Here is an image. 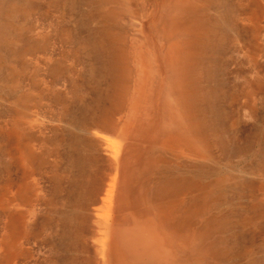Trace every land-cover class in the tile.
I'll return each mask as SVG.
<instances>
[{
  "label": "rangeland",
  "instance_id": "374dc122",
  "mask_svg": "<svg viewBox=\"0 0 264 264\" xmlns=\"http://www.w3.org/2000/svg\"><path fill=\"white\" fill-rule=\"evenodd\" d=\"M143 1L146 5L157 1L158 7L160 0ZM213 1L226 15L230 30L226 32L225 59L218 67L220 76L213 81L215 87L223 88L226 83L234 85L236 74L244 75L235 43L252 55L258 48L264 49V0ZM139 3L130 0L131 8ZM122 8L116 2L97 0H0V264L88 262L101 231L91 226V207L98 214L104 208L99 200L88 204L85 200L91 202L96 195L106 198L98 193L102 187L109 188L113 177L105 153L118 152L114 193L118 218L120 208L138 209L153 217L143 198L150 194V184L160 170L158 159L169 158L176 148L172 146L185 147L177 142L169 143L168 149L162 147L168 101L166 72L159 60L157 73L151 74L154 88L148 90L132 120H126L128 109L121 103L111 107L117 97L115 73L105 70V53L90 48L93 44L99 51L103 44L108 46L101 41L104 37L95 16ZM216 9L208 12L210 28ZM119 22L140 46L141 39L132 29L134 21L121 14ZM143 33L160 59L156 36L147 30ZM97 62L102 63L99 74ZM110 110L119 125L130 122L128 137L121 141L113 133H103L108 137L106 149H89L86 145L95 135L89 129L102 124ZM250 128L246 125L239 130V138L245 139ZM178 159L187 160L182 154ZM67 219L76 224L70 235L64 232ZM79 221L87 225L83 235ZM263 237L264 228L251 233L249 241L257 243ZM113 249V264H138L129 262V254L121 246ZM244 262L240 259L233 264Z\"/></svg>",
  "mask_w": 264,
  "mask_h": 264
},
{
  "label": "bare ground",
  "instance_id": "6f19581e",
  "mask_svg": "<svg viewBox=\"0 0 264 264\" xmlns=\"http://www.w3.org/2000/svg\"><path fill=\"white\" fill-rule=\"evenodd\" d=\"M97 2L123 6L95 16L104 37L101 41L108 46L103 44L99 51L93 44L90 48L91 52H104L105 70L115 73L117 97L112 109L121 103L128 109L126 120L139 111L148 90L154 88L151 74L157 73L159 60L166 72L168 101L162 147L168 149L169 143L177 142L185 148L171 145L176 147L171 156L158 159L160 170L150 184V194L143 198L144 206L153 211L152 218L132 208H120L118 218L114 210L118 152L105 153L113 177L109 188L102 187L98 193L106 198L96 195L91 202L85 200L87 204L103 202V214L95 213V207L90 211L91 226L101 229L100 236L88 262L78 264H113L114 246H121L129 254V262L138 264H212L211 260L233 264L240 259L245 260L243 264H264V237L257 243L249 241L251 233L264 228V49L260 47L252 55L235 43L244 75L236 74L233 86L215 87L229 30L217 2L160 0L157 7V1L146 5L140 0L142 5L135 8L130 0ZM212 7L217 9L210 28ZM121 14L134 21L132 29L141 39L140 46L137 38L120 27ZM143 30L156 36L160 59L148 47ZM96 64L99 74L102 63ZM131 94H136L135 99ZM114 116L110 110L102 124L89 129L95 135L86 147L106 149L108 137L103 133L126 140L130 122L119 125ZM246 125L250 132L245 139L239 138V130ZM181 154L187 160L178 162ZM66 222L64 232L70 235L76 224ZM80 222L77 226L81 225L83 235L87 225Z\"/></svg>",
  "mask_w": 264,
  "mask_h": 264
}]
</instances>
